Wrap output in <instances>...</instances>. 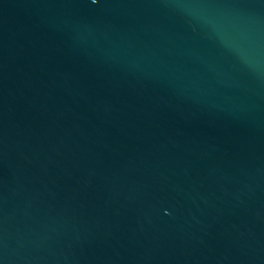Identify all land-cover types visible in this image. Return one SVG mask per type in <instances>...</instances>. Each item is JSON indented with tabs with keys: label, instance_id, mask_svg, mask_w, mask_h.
Instances as JSON below:
<instances>
[{
	"label": "water",
	"instance_id": "1",
	"mask_svg": "<svg viewBox=\"0 0 264 264\" xmlns=\"http://www.w3.org/2000/svg\"><path fill=\"white\" fill-rule=\"evenodd\" d=\"M0 264H264V0H0Z\"/></svg>",
	"mask_w": 264,
	"mask_h": 264
}]
</instances>
